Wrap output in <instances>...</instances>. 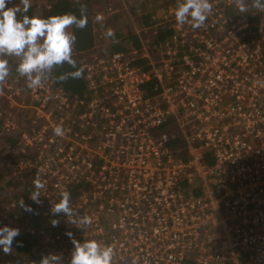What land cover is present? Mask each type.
Segmentation results:
<instances>
[{
  "label": "built area",
  "instance_id": "built-area-1",
  "mask_svg": "<svg viewBox=\"0 0 264 264\" xmlns=\"http://www.w3.org/2000/svg\"><path fill=\"white\" fill-rule=\"evenodd\" d=\"M166 1L146 28L131 18L139 47L78 53L80 100L14 88L41 124L20 139L34 154L25 175L47 200L31 264L50 254L70 264L73 240L111 247V264H264V11L211 0L194 29ZM150 29L166 39L148 42ZM64 190L71 216L51 211Z\"/></svg>",
  "mask_w": 264,
  "mask_h": 264
},
{
  "label": "clouds",
  "instance_id": "clouds-1",
  "mask_svg": "<svg viewBox=\"0 0 264 264\" xmlns=\"http://www.w3.org/2000/svg\"><path fill=\"white\" fill-rule=\"evenodd\" d=\"M8 3L10 0H0V57L18 58L15 71L20 77L25 78L27 86L38 89L49 79L63 82L69 78H82L84 69L78 67L77 61L73 58L76 36L69 29L73 26L84 29L87 26L86 6L80 5L79 17L74 13H63L44 18L27 15L32 7L31 0H19V3L12 7H6ZM76 3L79 4L80 0H76ZM234 3L239 11H247L245 0H234ZM252 7L264 11V0H252ZM212 9L211 0H178L174 17L180 25L189 23L194 29H199L204 26ZM96 20L102 21L103 16L97 14ZM104 35L106 38H112L115 33L108 29ZM65 64L74 71L54 76V69ZM17 78L15 75L14 79ZM10 82L18 85L17 80L10 78L9 61L0 58V86L10 85ZM54 133L57 136L65 134L61 125L54 128ZM33 183L36 191L30 194V199L40 203L39 190L45 185L39 177ZM69 201L70 192L67 190L60 192L59 201L51 207L52 213L71 216ZM84 222H89V218L85 217ZM57 223L56 220L52 221L53 226ZM18 235L19 229L0 227V249L5 254H11L13 240ZM73 245L70 264H111L113 256L111 247L101 246L94 240L84 243L73 240ZM39 264H60V258L50 254L42 257Z\"/></svg>",
  "mask_w": 264,
  "mask_h": 264
},
{
  "label": "trees",
  "instance_id": "trees-1",
  "mask_svg": "<svg viewBox=\"0 0 264 264\" xmlns=\"http://www.w3.org/2000/svg\"><path fill=\"white\" fill-rule=\"evenodd\" d=\"M250 1L252 2V0ZM250 1H245V3H251ZM92 2L93 0H80V3L77 4L76 0H50V7L46 10L33 12V9L30 8L29 12L27 13V15H29L30 17L40 16L47 18L51 15H58L63 13H74L79 17L80 5L82 4L86 6V15L88 19L87 26L84 29H77L74 26L71 28V32H73L76 36V42L73 49V58L77 61L78 67L80 59L82 58L78 53L92 49L93 46L98 43L99 37L101 36V30H99L94 22L96 13L95 10H93V8L91 7ZM140 5H146V2H140ZM150 10L151 11H148V13L142 12L140 18H136L138 20L140 29L146 28L154 23V16L157 10H159L160 13L166 12V2L163 3L160 8L154 6L151 7ZM119 17L120 15L118 14V21L120 20ZM123 24L124 23H121L116 26L117 30L114 31V37L107 38L108 41H112L115 43V45H112L109 48L111 52L119 50L120 47L118 46V40L122 41L123 43H132L134 47L140 46L136 36L131 34L130 37L129 33H131V30H128V36L123 40V37L119 31V29L124 28L122 26ZM143 34L144 36H146L148 42L156 45L157 43H161L164 39H166L168 33L166 30L165 32H162L161 29H150ZM0 58L7 59L9 61L10 73L17 75L15 68L16 64L18 63V58ZM67 71H74V69H71L67 64H65L63 67L54 69L53 75L59 76L60 74ZM45 82H49L51 84V87H53L54 89L62 88L63 90L61 93L63 94H77L78 92L83 90L82 78H69L63 82L49 79ZM0 125L2 127V130H0V132H2L1 135L5 139L4 143H9L13 147H15L19 143V148H21L22 143L20 142V133H18L15 129H10L7 126L4 127L3 123L1 122ZM28 148L31 149L30 147ZM9 157L10 156L7 154L3 157L0 154V158L3 161H6V164L0 162V222L8 223L10 221L9 224H6V226L9 228L19 229V235L16 236L13 240L11 254H6L5 257L9 258L15 254L21 255L23 257H27L29 255L37 256L36 254L40 252L39 234L37 230L41 226L40 221L42 218L41 214H39V211L45 207V204L42 205L41 203H36L30 199L29 195L33 191H36V189H33V185L28 178H22L19 179L21 182H16L18 179H14L12 172L18 161L12 160ZM28 160H30L29 156L25 159V161ZM21 201L23 202V206H21ZM1 252L3 253L2 249H0V254Z\"/></svg>",
  "mask_w": 264,
  "mask_h": 264
},
{
  "label": "rangeland",
  "instance_id": "rangeland-1",
  "mask_svg": "<svg viewBox=\"0 0 264 264\" xmlns=\"http://www.w3.org/2000/svg\"><path fill=\"white\" fill-rule=\"evenodd\" d=\"M245 1H250V0H245ZM140 2H146V5H140ZM165 2H168V1L166 0H93V2L91 3V7L93 8V10H95V13H96L95 15L97 16V14H100L103 16L102 21H97L96 17L94 19L96 26L99 28V30H101V36L99 37L100 42L95 45L103 46L104 47L103 50H107L106 52H111L109 48L110 46L115 45V43L112 41H108V39L105 37L104 34L108 29H112L113 31H115L117 30L116 26L118 24H121V23L126 24V25L124 24L122 25L124 27L123 29H119L120 34L124 38L128 35L127 33L128 30H131V33H132V30H133L132 27L134 25H133V22L131 21V18L136 20V18H140L142 12L148 13V11H151L150 8L154 6L160 8L162 4ZM18 3H19V0H10V3H8L6 7L7 6L12 7L13 5H16ZM31 4H32L31 8L33 9V12H40L50 7L49 6L50 0H31ZM124 6L126 7V10H124ZM146 8H149V9H146ZM118 14L120 15L119 21L117 20ZM250 14H252L251 10H249L244 15L249 16ZM69 31H71V28L69 29ZM121 42L122 41L118 40V44H120ZM161 46L162 48H164L163 44ZM14 76L15 74L10 73V78L12 80H17L18 85H15L14 83L10 82V85L0 86V122L3 123L4 127L7 126L10 129H15L18 133H20V136L22 135L23 137L27 136L26 137L27 142L30 143L31 141L35 139L34 133L38 134L36 130L34 132L32 130L37 128V126H40L41 124L38 123L39 121H37L36 124L34 123V120L36 118L34 111L23 109L24 106L29 104L30 96H26L27 98H25V95H27V93H24V92H21L20 95L13 94L15 90L14 88H19V89L28 88L29 89L25 78L23 77L21 78L17 74L16 77L18 78L14 79ZM48 84L44 82V84L41 86L43 88L42 90L46 91L47 89V91L51 90L53 92H57V90L54 89L53 87L51 86L47 87ZM9 87L13 89H9ZM83 87H84V84H83ZM40 88L38 89L30 88V89L40 90ZM82 94H86V93L82 92ZM73 95L78 100L82 98V96H80L81 91ZM44 96H45V92H44ZM77 108L81 110L80 107H77ZM46 109H44L43 112H45ZM61 116L62 115L59 113V117ZM0 130H2L1 125H0ZM1 133L2 132H0V154L2 155V157L6 156L7 154L10 156L9 157L10 159L18 161L17 162L18 165L15 166L12 172L14 179L15 180L18 179L16 176H14L16 174L17 176L19 174H22L23 178H27L25 173L28 174V170H26V168H28L29 163H31V161L33 160V155H34L33 151L28 148L29 146L23 143L21 145V148H19V143L15 147L11 146L9 143H4L5 139L1 135ZM5 144L7 145L5 146ZM8 146H10L11 149L9 151H6L8 149ZM47 147L51 149L53 147V144H47ZM37 153L38 151L36 150V154ZM28 156L30 159V161L28 160L29 162L25 161V159ZM54 156H55L54 153H48L47 155V157L49 158L54 157ZM0 162L6 164V161H3L1 158H0ZM31 177H34L33 171H32ZM16 182H21V181L18 179ZM40 203L42 205L46 204L47 200L40 199ZM9 222L8 223L0 222V227H5L6 224H9ZM5 255L6 254H4V252L3 253L1 252L0 264H31V257H28V256L23 257L21 255L15 254V255H12V257L7 258L5 257Z\"/></svg>",
  "mask_w": 264,
  "mask_h": 264
}]
</instances>
